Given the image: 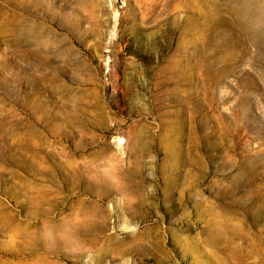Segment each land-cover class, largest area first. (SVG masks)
<instances>
[{"label": "rangeland", "instance_id": "374dc122", "mask_svg": "<svg viewBox=\"0 0 264 264\" xmlns=\"http://www.w3.org/2000/svg\"><path fill=\"white\" fill-rule=\"evenodd\" d=\"M0 264H264V0H0Z\"/></svg>", "mask_w": 264, "mask_h": 264}]
</instances>
